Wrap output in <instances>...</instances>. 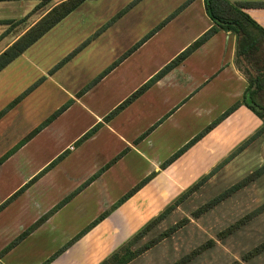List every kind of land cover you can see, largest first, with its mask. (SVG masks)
I'll return each mask as SVG.
<instances>
[{
  "label": "crops",
  "instance_id": "0c3cea01",
  "mask_svg": "<svg viewBox=\"0 0 264 264\" xmlns=\"http://www.w3.org/2000/svg\"><path fill=\"white\" fill-rule=\"evenodd\" d=\"M62 1L0 0V54L22 39ZM228 1L240 6L264 30V0ZM124 3L117 5L121 7ZM110 4L112 2L106 3L112 13L117 6ZM83 6L84 3L44 30L0 70V111L39 80L16 103L1 112L0 158L69 101L58 115L0 162V264H43L56 253L45 264H97L144 224L137 213L142 198L153 197L167 204L226 158L261 125V120L241 104L169 165L160 168L168 156L241 99L247 79L234 61L236 36L217 31L115 115L103 120L212 22L203 0H138L97 36L103 42H80L75 33L80 26L73 18ZM109 12L104 10L105 14ZM146 14L155 16L153 24L165 16L171 17L121 57L138 38L130 42L110 41H116L125 30L127 25L123 23L129 22L128 17L140 23ZM181 31L191 34L174 48V37L169 39ZM72 35H76L73 42L70 41ZM58 46L62 48L58 55L77 51L50 72L55 63L46 66L45 54ZM145 57L161 61L135 79L134 68H140ZM117 59L113 67L101 74ZM127 75L132 82L126 90L117 94L110 104L96 109L97 102L120 88L119 79ZM48 88L52 90L51 97H46ZM41 108H46L47 112L31 121ZM148 114L152 118L136 128L138 118ZM83 116L90 118L64 138L67 125L72 127L74 120ZM98 122L101 125L92 135L76 143ZM141 131L147 133L138 141ZM131 136L135 137L134 141ZM172 137L175 141L166 146L165 139ZM147 140L149 143L145 145ZM52 143L55 146L48 150L45 158L41 152ZM155 145L157 148L152 151ZM64 151L67 153L62 159L44 170ZM99 153L101 160L97 165L93 162L89 167L78 168L87 165L89 158ZM29 162L34 165H28ZM263 163L264 133L245 144L208 179L221 177L217 189H223ZM102 167V171L88 181ZM152 171L155 174L151 179L111 209L118 198ZM51 174L50 181L62 185L63 190L59 196L46 199L41 191ZM25 184L21 192L10 198ZM67 195L70 197L62 201ZM106 211L102 219L84 230ZM34 223L28 233L18 239ZM73 238L75 240L69 242Z\"/></svg>",
  "mask_w": 264,
  "mask_h": 264
},
{
  "label": "rangeland",
  "instance_id": "374dc122",
  "mask_svg": "<svg viewBox=\"0 0 264 264\" xmlns=\"http://www.w3.org/2000/svg\"><path fill=\"white\" fill-rule=\"evenodd\" d=\"M89 1H91V3H88ZM124 1L125 3L121 7L117 5ZM136 1L138 0H84L82 2L84 3V6L81 7L80 11L77 13L78 15H75L73 18V22L78 23V26H80L75 31L78 35L77 41L103 42L104 40L98 39L97 36H99L108 25L115 22V20L120 17L121 13L128 11ZM107 2H112L110 5L116 4L115 7L117 6V8H115L114 12H109L108 6L106 5ZM104 10L109 13L105 14ZM170 17L171 16H165L156 24L151 23L155 19L153 14L143 15V19L140 23L137 20L135 21V18L128 17L129 19L127 21L129 22L123 23V25H127L125 30H122L121 35L116 41L114 39L110 42H130L132 39L136 38L138 39L135 42H143ZM180 21H182V19H180ZM146 27H149V29L146 30ZM190 31L193 32V29H190ZM190 34L191 32L184 31L175 35L172 34L169 39L171 40V38L174 37L172 47L176 48L177 45L179 46L182 44L180 41L185 40ZM72 36L73 37L70 39L71 42L76 40V35ZM162 36L160 38H162ZM61 49V46L54 47L52 52L45 54L46 66L54 63L56 65L73 51L67 52L64 55L60 54V56L58 53H60ZM159 61L161 60L156 58L149 59V57H145L143 59L142 66L140 68H134L136 73L134 78L136 79V77L138 78L140 75L142 77L145 71L153 68L154 66L156 67ZM234 61L238 69L244 73L246 78H248L250 74L254 75L257 72H264V38L257 40V48L253 50V52L242 57L235 56ZM47 71L48 69L46 72ZM131 80L129 75L121 77L119 79L121 87L111 91V95L109 97H105L101 101H98L96 109L102 107V105L110 104L117 94L126 90V87L130 85V82H132ZM50 91L52 90L48 88L46 97H51ZM54 92L55 91L53 89V93ZM54 97H56L55 94ZM259 101L264 104V86L260 92ZM47 102H49V98H47ZM45 109L46 108H41V110H37L33 114L31 121H33L34 117L37 118L43 116L44 113L47 112ZM89 118L90 116L76 118L72 127L67 125L68 128L65 131V136L63 137L65 138L73 134L74 131H76L74 128L79 129L82 127V124L88 121ZM151 118L152 115L149 114L147 117L138 118L136 128H138L140 124H146ZM145 129L146 127L143 131ZM132 130L137 131L136 129ZM143 131H141L140 134ZM134 138L135 137L131 136L130 139L134 141ZM175 139V137H172L171 140L166 138L164 143L169 147L170 142H174ZM140 140L141 139L138 141ZM138 141L134 143H137ZM148 143L149 140H147L144 144L146 145ZM54 146L55 143H52L51 145H47L44 150L41 149V155H45L44 157L46 158V156H48V150L52 149ZM100 147H103V143ZM156 148V145L152 146V151L156 150ZM145 150L150 151L149 148H146ZM95 155L96 156L92 157V161V158H89V163L87 165L84 164L85 166H78V168L82 169L89 167L88 165H91L93 162L97 165L101 160L100 157L98 158L100 153ZM39 158V161L42 162L43 158L41 156H39ZM28 165H34V162H29ZM52 175L53 174L47 178L48 182L41 191V196L46 199L59 196L63 190L62 185L59 186L57 183L50 181ZM200 177L201 175L198 179ZM211 178L206 182H203L202 185L200 184L201 186H198L200 188H196L193 192H191L179 205L172 209L162 220L150 229L133 247L139 246L177 222H181V226L168 236L159 240L151 248L141 253L128 264H170L186 256L187 253L192 252L203 244H205V247H202L191 257L189 261L184 264H264V209L258 211L254 215H251V213L264 202V173L234 192H231L229 195L225 196L217 203H214L205 211H202V209L200 211L199 208L204 203L209 202L214 197L225 192L227 188L243 177L237 179L234 183L224 187L223 189H217L220 186H218V183H220L218 181H220L221 177L210 181ZM122 180L124 182L123 178ZM196 181L187 187L191 186ZM69 197L70 195H67L63 199H68ZM148 199L149 200L142 198L141 205L137 207V213H140L139 218L141 222L144 221V223L151 217L158 214L166 205V203L164 204V202L159 201L158 199L156 201L153 197H148ZM169 201H171V199ZM247 215H250V217L248 219H243L244 222L230 231L233 224ZM132 234L133 233H130L128 237ZM258 245H262V249L258 252H252V249ZM249 253L250 255L248 256Z\"/></svg>",
  "mask_w": 264,
  "mask_h": 264
},
{
  "label": "trees",
  "instance_id": "16d2710c",
  "mask_svg": "<svg viewBox=\"0 0 264 264\" xmlns=\"http://www.w3.org/2000/svg\"><path fill=\"white\" fill-rule=\"evenodd\" d=\"M84 0H64L54 6L47 15L41 19V21L36 24L28 33L25 34L22 39L17 42H14L10 47H8L2 54H0V70L7 65L12 59L18 56L24 49H26L30 44H32L46 29H49L54 23L58 22L61 18L65 17L68 13L76 9ZM204 8L207 16L212 22V25L204 31L199 37H197L192 43H190L187 47H185L181 52H179L174 58H172L168 63H166L160 70H158L155 74H153L146 82H144L140 87H138L131 95H129L125 100H123L120 104H118L112 111H110L103 120H108L113 115H115L120 109L125 107L129 102H131L134 98L140 95L145 89H147L151 84L161 78L165 73L169 70L177 66L182 62V60L187 57L192 51H194L198 46H200L203 42H205L208 38H210L213 34H215L219 30H223L225 32H230L236 36V50L235 54L237 57H242L250 54L257 48V40L260 38H264V30L252 20L244 11H242L241 7L237 4H232L228 0H203ZM141 42H137L134 44L127 52H125L121 57L127 55L132 49H134ZM77 49H74L71 53H69L66 57H64L61 61H59L51 71L55 68L63 64L67 59H69ZM120 57V58H121ZM117 59L113 62L107 69H104L101 74L107 72L114 64L118 61ZM247 79V85L242 93V97L240 100L234 102L230 107H228L225 111H223L219 116H217L209 125L204 127L200 132L194 135L189 141H187L182 147L173 152L166 160H164L160 164V168H165L169 165L173 160H175L180 154H182L187 148H189L192 144H194L198 139H200L207 131H209L214 125H216L221 119H223L226 115L231 113L236 107L243 104L248 109H250L260 120L261 125L245 140H243L226 158H224L220 163H218L215 167H213L208 173L202 175L194 184L187 187L179 194L175 196L171 201H169L158 214L148 219L143 225H141L132 235H130L125 241H123L118 247L112 250L107 256H105L102 260H100L97 264H128L130 261L134 260L141 253L151 248L155 243L164 237L168 236L170 233L175 231L181 226V222H177L162 232L158 233L156 236L150 238L144 243L140 244L137 247H133L150 229H152L160 220H162L172 209H174L177 205H179L191 192H193L200 184H202L208 177L214 173L223 163H225L228 159L231 158L233 154L242 149L245 144L250 142L252 139L257 138L261 134L264 133V104L259 101L260 92L264 86V72H257L256 74H250ZM39 82V80L37 81ZM37 82L34 84L36 85ZM30 86L25 92H28L34 86ZM24 92V93H25ZM17 96L13 99L3 110L11 107L14 103L17 102L18 99L22 97L24 94ZM69 101L59 107L56 111H54L47 119H45L40 125L34 128L26 137H24L18 144L12 147L9 151L6 152L1 158L0 162L5 159L10 153H12L19 145L25 142L29 137H31L34 133H36L44 124H46L50 119L58 115L67 105ZM101 125V122L96 123L90 129H88L77 141L76 143L82 142L84 139L88 138L92 135L97 128ZM149 128L147 131H149ZM142 133L137 139L142 138L146 133ZM67 152L60 153L57 157H55L44 170L48 169L55 165L60 159L64 157ZM103 167L100 168L94 175H92L89 179H93L95 176L102 171ZM264 172V163L257 167L255 170L250 172L248 175L244 176L242 179L232 184L229 188L225 190V192L219 194L218 196L211 199L209 202L204 203L199 210L205 211L209 207H211L214 203H217L225 196L229 195L231 192L239 189L240 187L246 185L248 182L258 177ZM155 171H152L147 176L142 178L130 191L126 192L120 198L117 199L116 202L112 204L111 209H114L123 201H125L134 191L140 188L143 184H145L149 179L153 177ZM30 180L29 182H31ZM28 182V183H29ZM26 187V184L22 186L17 192H15L10 198L17 195ZM66 199H63L64 201ZM61 201V202H62ZM264 209V202L254 210L251 215H254L258 211ZM108 211L100 214L92 224H89L84 230L90 228L97 221L102 219ZM250 215L244 216L240 220H238L235 224H233L230 228V231L244 222L243 219L249 218ZM43 218V217H42ZM37 223V222H36ZM34 223L29 228L24 230L18 239L23 237L28 231L36 224ZM83 233L80 232L78 236ZM76 237V238H77ZM17 240V239H16ZM75 240L73 238L69 242ZM68 242V243H69ZM202 247H205V244L199 246L197 249L193 250L190 253H187L186 256L181 259L172 262L170 264H184L191 259V257L196 254ZM262 249V245L255 246L252 249V252H258ZM56 253L55 255H57ZM53 255V256H55ZM250 253L248 254V256ZM52 256V257H53ZM247 256V255H246ZM51 257V258H52ZM50 258V259H51ZM49 259V260H50ZM49 260L44 262L47 263Z\"/></svg>",
  "mask_w": 264,
  "mask_h": 264
}]
</instances>
